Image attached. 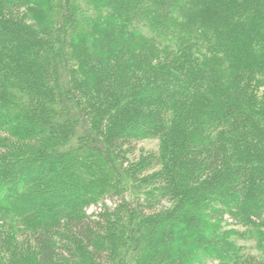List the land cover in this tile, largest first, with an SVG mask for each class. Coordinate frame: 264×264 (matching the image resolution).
<instances>
[{"label": "trees", "instance_id": "obj_1", "mask_svg": "<svg viewBox=\"0 0 264 264\" xmlns=\"http://www.w3.org/2000/svg\"><path fill=\"white\" fill-rule=\"evenodd\" d=\"M261 235L264 0H0V264H264Z\"/></svg>", "mask_w": 264, "mask_h": 264}, {"label": "rangeland", "instance_id": "obj_2", "mask_svg": "<svg viewBox=\"0 0 264 264\" xmlns=\"http://www.w3.org/2000/svg\"><path fill=\"white\" fill-rule=\"evenodd\" d=\"M160 149H161V141L159 139H156V138L144 139L136 143V147L133 151V154L130 155V159L138 160L141 157H143L145 153L150 152V151L158 152ZM117 201H118V198L116 197L109 198L106 200L107 204L110 206H115V203ZM163 205L168 206L167 203H163ZM99 209H100V204L92 205L89 207L88 212L89 213L97 212ZM223 226H225V228L227 229L233 228V227L243 229L238 225H234V220L227 213L223 217ZM239 242L242 243L243 245H247L248 248L260 258H264V237H262V235L258 237L257 239L256 238L255 239L254 238L244 239V240L240 239ZM207 263L211 264L212 261L209 260Z\"/></svg>", "mask_w": 264, "mask_h": 264}]
</instances>
